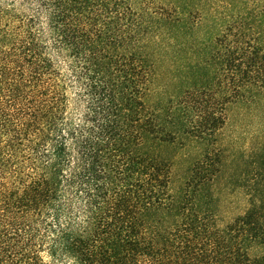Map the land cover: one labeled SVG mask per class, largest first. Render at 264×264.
Masks as SVG:
<instances>
[{
  "label": "trees",
  "instance_id": "16d2710c",
  "mask_svg": "<svg viewBox=\"0 0 264 264\" xmlns=\"http://www.w3.org/2000/svg\"><path fill=\"white\" fill-rule=\"evenodd\" d=\"M0 264H264V0H0Z\"/></svg>",
  "mask_w": 264,
  "mask_h": 264
},
{
  "label": "rangeland",
  "instance_id": "374dc122",
  "mask_svg": "<svg viewBox=\"0 0 264 264\" xmlns=\"http://www.w3.org/2000/svg\"><path fill=\"white\" fill-rule=\"evenodd\" d=\"M248 121H249L253 126L255 125V121H254L253 119L250 118ZM234 211H235V210H234ZM235 213H236V211H235Z\"/></svg>",
  "mask_w": 264,
  "mask_h": 264
}]
</instances>
